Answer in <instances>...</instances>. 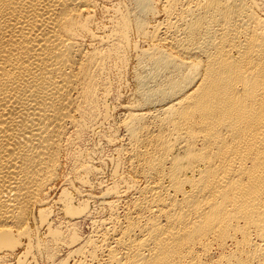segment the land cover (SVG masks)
I'll use <instances>...</instances> for the list:
<instances>
[{
	"label": "bare ground",
	"instance_id": "bare-ground-1",
	"mask_svg": "<svg viewBox=\"0 0 264 264\" xmlns=\"http://www.w3.org/2000/svg\"><path fill=\"white\" fill-rule=\"evenodd\" d=\"M106 4L0 0V264H264V0Z\"/></svg>",
	"mask_w": 264,
	"mask_h": 264
},
{
	"label": "rangeland",
	"instance_id": "rangeland-1",
	"mask_svg": "<svg viewBox=\"0 0 264 264\" xmlns=\"http://www.w3.org/2000/svg\"><path fill=\"white\" fill-rule=\"evenodd\" d=\"M116 0H106V7L109 5V4H111V3H113V2H115ZM109 2V3H108ZM111 2V3H110ZM100 17V16H99ZM126 82V85L124 84V87H123V89L120 91V95H121V98H120V102H119V104H118V106L117 105H115V104H117V103H115V104H112L111 105V111H112V113H113V118H114V120H115V122H117V120L119 119V117L121 116V113H122V111H121V107H123V106H125L126 104H127V102L129 101V100H131V97H132V93H133V91H134V89L135 88H133V83H132V81H131V79H130V77H128L127 78V80L125 81ZM124 82V83H125ZM121 106V107H120ZM114 109V110H113ZM99 140H97V139H95V140H93V142L91 143H89V144H87V147L88 148H92V147H94L95 148V150H97V152H98V156H100V158H105L106 159V157L107 156H110L111 155V153L109 152L110 150H108V149H106V147L102 144V142L101 141H99ZM90 145V146H89ZM99 147V148H98ZM96 168H97V170L100 172V176H99V180L96 182L97 184H102L103 186H106V182L109 180V174H110V172H111V164H106V162L103 164H100V163H98V162H96ZM62 171L63 172H65V173H67L68 172V167L65 165L64 167H63V169H62ZM63 185H65L64 183H63V180H60L58 183H57V185L55 186V190H54V195H52L53 197H55V198H53L52 197V199H53V201H55L56 200V197H57V195L56 194H58V196H59V194H60V191L62 190V189H64V187L65 186H63ZM59 189H58V188ZM58 191V192H57ZM87 194H90V195H94L93 197H99L100 196V194H99V190H97V189H95V190H92L91 192L90 191H88V192H86V193H84L83 194V196L84 197H86L87 196ZM74 197V201H75V203L77 204L81 199V196H76L75 197V195L73 196ZM96 197V198H97ZM76 200H79V201H76ZM88 203H90V204H88L90 207H89V209L94 213V211H95V213L97 212H100V210L98 209L100 206H99V203H97V202H94V200L93 201H89ZM94 203V204H93ZM99 206V207H98ZM98 207V208H97ZM98 209V210H97ZM60 216V217H59ZM58 217V218H57ZM61 218V215H59V214H57V212H56V220H58V219H60ZM89 227H88V225H82L81 226V234L82 235H85L86 233H88V231H89V229H88ZM38 264H47V263H44V262H39Z\"/></svg>",
	"mask_w": 264,
	"mask_h": 264
}]
</instances>
